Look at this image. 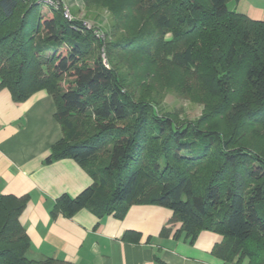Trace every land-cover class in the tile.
I'll return each mask as SVG.
<instances>
[{
	"label": "trees",
	"instance_id": "16d2710c",
	"mask_svg": "<svg viewBox=\"0 0 264 264\" xmlns=\"http://www.w3.org/2000/svg\"><path fill=\"white\" fill-rule=\"evenodd\" d=\"M230 1L240 0H85L114 17L104 32L70 10L66 19L62 0H0V90L16 103L48 93L63 138L47 163L72 159L93 181L57 199L52 219L87 209L123 220L134 205L160 206L181 225L174 240L213 232L224 262L264 264V150L244 137L264 135V21ZM167 92L204 104V116L163 112ZM29 200L0 196V264H66L27 257Z\"/></svg>",
	"mask_w": 264,
	"mask_h": 264
},
{
	"label": "crops",
	"instance_id": "0c3cea01",
	"mask_svg": "<svg viewBox=\"0 0 264 264\" xmlns=\"http://www.w3.org/2000/svg\"><path fill=\"white\" fill-rule=\"evenodd\" d=\"M245 15L264 21V10L256 6L249 7ZM55 115L54 100L46 92L16 103L7 89L0 90V196L30 198L20 217L31 240L30 260L156 264L158 257L166 264H237L226 263L214 253L224 240L216 233L201 232L193 245L174 240L181 225L170 224L173 212L160 206L134 205L123 220L98 219L87 209L71 218L59 213L52 219L50 212L57 199L64 194L77 197L93 183L72 159L47 163L53 146L63 138ZM165 227L172 229L169 238L160 237ZM128 232L140 234V242L124 240Z\"/></svg>",
	"mask_w": 264,
	"mask_h": 264
},
{
	"label": "rangeland",
	"instance_id": "374dc122",
	"mask_svg": "<svg viewBox=\"0 0 264 264\" xmlns=\"http://www.w3.org/2000/svg\"><path fill=\"white\" fill-rule=\"evenodd\" d=\"M73 15L89 26L96 28L100 27L106 32L114 24V17L108 12V10L100 9L97 6H87L85 0H62ZM256 6L264 10V0H240V2L230 1L228 8L230 11H234L241 14H246L249 7ZM44 13H48L49 10L46 6H42ZM104 38V37H103ZM105 52V51H103ZM105 64L107 60L105 55ZM164 100L159 109H163V112L176 113L179 117L177 119H188L189 121H196L204 116L205 105L202 103L193 102L188 98L167 92L164 93ZM254 133V131H253ZM252 132L245 134V142L252 145L256 150H264V135L262 133L253 134ZM140 242V241H139ZM138 242V243H139ZM152 239L148 241L151 243Z\"/></svg>",
	"mask_w": 264,
	"mask_h": 264
},
{
	"label": "built area",
	"instance_id": "2783aa9c",
	"mask_svg": "<svg viewBox=\"0 0 264 264\" xmlns=\"http://www.w3.org/2000/svg\"><path fill=\"white\" fill-rule=\"evenodd\" d=\"M41 2L43 1V2H45V3H47V4H49V5H56L57 3H56V0H40ZM64 15H65V18L66 19H68V20H72V16H71V14H70V11H69V9L68 8H66L65 9V11H64ZM84 27H86L87 29H93V27H91V26H89L87 23H85L84 24ZM96 35H97V37L99 38V37H102V35L98 32V31H96Z\"/></svg>",
	"mask_w": 264,
	"mask_h": 264
}]
</instances>
